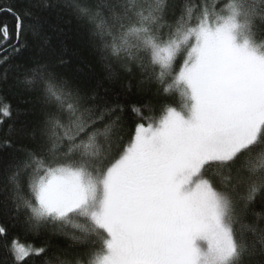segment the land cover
<instances>
[{
  "label": "snow or ice",
  "instance_id": "6c2138e0",
  "mask_svg": "<svg viewBox=\"0 0 264 264\" xmlns=\"http://www.w3.org/2000/svg\"><path fill=\"white\" fill-rule=\"evenodd\" d=\"M0 264H264V0H0Z\"/></svg>",
  "mask_w": 264,
  "mask_h": 264
},
{
  "label": "trees",
  "instance_id": "16d2710c",
  "mask_svg": "<svg viewBox=\"0 0 264 264\" xmlns=\"http://www.w3.org/2000/svg\"><path fill=\"white\" fill-rule=\"evenodd\" d=\"M51 23L57 25L59 29L63 30V33H52L53 43L58 44L59 39H63L65 45L68 48L69 55L71 56L70 63L65 66L61 71L70 79H75L79 84L85 86L89 80V77L93 74L99 76L103 73V66L99 61V57L92 45L89 42L88 35L85 31L80 29L75 20L70 16H63L57 18L53 14L51 18ZM8 98L12 100L13 105L15 106L17 101L12 97L11 94H8ZM121 103L136 102L141 100V97H133L131 101L124 96L118 97ZM150 100L154 112L152 113L155 117H159L162 114V109L166 106L179 107L181 103V97L179 93L174 94H161L156 95L152 94L147 97ZM148 113H146L147 115ZM135 118H130L127 120L126 129L132 128L135 124ZM147 124V120L144 121ZM131 132L126 131L125 133V143L130 138ZM16 234L19 236L21 242H26L32 238L27 236L22 229H16ZM63 244V241L60 242Z\"/></svg>",
  "mask_w": 264,
  "mask_h": 264
}]
</instances>
